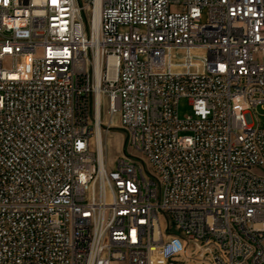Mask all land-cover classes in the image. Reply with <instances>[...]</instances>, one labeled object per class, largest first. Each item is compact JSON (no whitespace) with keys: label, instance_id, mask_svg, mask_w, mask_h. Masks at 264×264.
I'll use <instances>...</instances> for the list:
<instances>
[{"label":"built area","instance_id":"2783aa9c","mask_svg":"<svg viewBox=\"0 0 264 264\" xmlns=\"http://www.w3.org/2000/svg\"><path fill=\"white\" fill-rule=\"evenodd\" d=\"M259 106L264 0H0V264H264Z\"/></svg>","mask_w":264,"mask_h":264},{"label":"rangeland","instance_id":"374dc122","mask_svg":"<svg viewBox=\"0 0 264 264\" xmlns=\"http://www.w3.org/2000/svg\"><path fill=\"white\" fill-rule=\"evenodd\" d=\"M191 106L189 105L188 99H181L179 104V115L184 117L190 114ZM253 119L255 124L260 125L264 128V107H257L253 110ZM104 159L107 165L112 168L116 160L123 154L134 153V149L128 146L127 135L119 126H115L111 131L104 137Z\"/></svg>","mask_w":264,"mask_h":264},{"label":"bare ground","instance_id":"6f19581e","mask_svg":"<svg viewBox=\"0 0 264 264\" xmlns=\"http://www.w3.org/2000/svg\"><path fill=\"white\" fill-rule=\"evenodd\" d=\"M101 133V128L98 126V134ZM96 144L98 145L99 151H100V159L101 161L104 160V142L101 138H98L96 141Z\"/></svg>","mask_w":264,"mask_h":264}]
</instances>
